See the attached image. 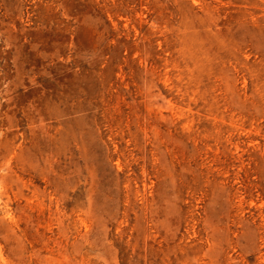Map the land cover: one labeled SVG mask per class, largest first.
Listing matches in <instances>:
<instances>
[{
  "label": "rangeland",
  "instance_id": "1",
  "mask_svg": "<svg viewBox=\"0 0 264 264\" xmlns=\"http://www.w3.org/2000/svg\"><path fill=\"white\" fill-rule=\"evenodd\" d=\"M0 264H264V0H0Z\"/></svg>",
  "mask_w": 264,
  "mask_h": 264
}]
</instances>
